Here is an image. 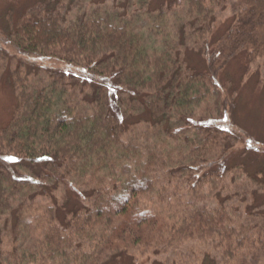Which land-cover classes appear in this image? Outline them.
Returning <instances> with one entry per match:
<instances>
[{
  "label": "trees",
  "instance_id": "trees-1",
  "mask_svg": "<svg viewBox=\"0 0 264 264\" xmlns=\"http://www.w3.org/2000/svg\"><path fill=\"white\" fill-rule=\"evenodd\" d=\"M182 1L139 15V27L80 0H39L12 24L17 50L59 48L80 66L39 82L15 77L14 112L0 128V235L9 244L0 264L132 261L124 245L186 264L191 243L222 246V258L264 243V231L227 221V173H237L223 165L241 140L217 126L236 100L239 79L221 81L231 62L244 59L242 76L256 62L264 70V0H232L211 50L217 0ZM38 199L52 204L37 217Z\"/></svg>",
  "mask_w": 264,
  "mask_h": 264
},
{
  "label": "rangeland",
  "instance_id": "rangeland-1",
  "mask_svg": "<svg viewBox=\"0 0 264 264\" xmlns=\"http://www.w3.org/2000/svg\"><path fill=\"white\" fill-rule=\"evenodd\" d=\"M38 1L0 0V128L11 120L14 112L16 98L12 86L16 76L25 78L29 82H39V79L45 80L49 71L61 72L62 70V73H79L76 69L80 66L78 59L67 54L64 55L59 48H56L54 52H47L45 55L38 53L33 55L17 50L12 44L13 37L9 36L12 24L21 19L28 9ZM170 2H175L176 9H180L183 3L182 0H80V5L85 11L98 8L116 12L140 27L146 23L141 22L144 20L143 18L139 21V15H143L146 11L154 13L161 8L165 9ZM231 3L232 0H217L213 33L207 37L210 44L209 47L207 45L209 50L212 49L232 17ZM135 16L137 18H134ZM192 51L189 53L191 62L204 67V58ZM205 51H207L206 48ZM245 64L243 58H238L231 62L224 74L222 73L221 81L228 85L229 79L234 82L239 80L233 113L228 121L217 126L232 132L241 140L227 159L226 164L223 165L225 171L232 168L237 173L236 175H232L233 172L227 173L229 176L226 178V183L229 188L225 193L232 198V201L228 203L231 217L227 221L234 223L232 226L235 227L245 222V225L248 224L250 228L249 231H253L257 235L258 231H264V153L259 148L264 142V70L260 63L256 62L246 66L248 71L242 76ZM202 67H200L201 70H203ZM243 134L249 136L256 147H249L245 143V138L242 137ZM260 170L263 175L255 176ZM232 180H236L234 184L231 182ZM47 204H52V202L38 199L35 206H32L37 217L41 207L44 209ZM218 206L219 203L216 199L210 201V207ZM14 232L16 231H5L7 236ZM17 236L12 238L14 242L9 247L17 246L15 244ZM0 242H2L1 250L9 245L6 241H2L1 235ZM125 247L128 248L129 255L133 256L132 261L131 258H122L115 264H158L155 263L157 260L164 264H174L173 258L169 256L168 259L161 257L155 259L150 253L146 257H140L137 246L134 248L124 245L119 247V250L125 251ZM221 247L216 248L208 242L191 243L181 250V256L186 264H206V256L214 257L216 264H264V243L246 248L237 256L230 258L221 257V251H217V249L222 250Z\"/></svg>",
  "mask_w": 264,
  "mask_h": 264
}]
</instances>
